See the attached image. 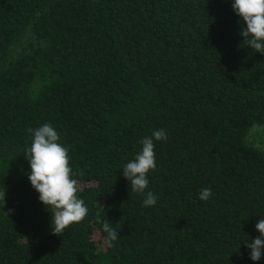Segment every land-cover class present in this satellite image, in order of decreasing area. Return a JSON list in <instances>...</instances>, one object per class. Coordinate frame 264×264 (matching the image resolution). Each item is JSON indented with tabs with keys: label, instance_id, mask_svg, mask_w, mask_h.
Returning <instances> with one entry per match:
<instances>
[{
	"label": "trees",
	"instance_id": "trees-1",
	"mask_svg": "<svg viewBox=\"0 0 264 264\" xmlns=\"http://www.w3.org/2000/svg\"><path fill=\"white\" fill-rule=\"evenodd\" d=\"M231 3L0 0V264H264L243 244L264 216V54ZM44 123L88 209L58 235L25 156ZM161 128L145 207L122 168Z\"/></svg>",
	"mask_w": 264,
	"mask_h": 264
},
{
	"label": "clouds",
	"instance_id": "clouds-1",
	"mask_svg": "<svg viewBox=\"0 0 264 264\" xmlns=\"http://www.w3.org/2000/svg\"><path fill=\"white\" fill-rule=\"evenodd\" d=\"M231 7L242 23L241 35L247 39L248 47L264 54V0H232ZM250 37V39H249ZM31 144L25 154L29 161L28 179L39 200L51 212V231L63 232L69 225L81 221L88 212L82 198L77 196L78 186L69 165L68 149L60 143L58 131L50 123H44L35 129H29ZM164 129L153 130L140 144V151L128 160L122 168L123 176L128 180L130 191L142 194V205L154 207L157 195L146 189L149 186L148 173L156 167L155 142L166 140ZM5 197V192L3 193ZM212 196L210 187L200 189L198 198L207 201ZM255 224L259 235L243 242L249 249V258L259 261L264 257V216ZM104 231L109 242L118 238L114 228L105 224Z\"/></svg>",
	"mask_w": 264,
	"mask_h": 264
},
{
	"label": "rangeland",
	"instance_id": "rangeland-1",
	"mask_svg": "<svg viewBox=\"0 0 264 264\" xmlns=\"http://www.w3.org/2000/svg\"><path fill=\"white\" fill-rule=\"evenodd\" d=\"M28 40H30L29 36L22 40L21 43H19L17 46L13 48V52L17 53L20 50H22L25 46L28 44ZM251 139L254 141L257 145L264 146V130L261 128H257L254 130L251 134ZM264 148V147H263Z\"/></svg>",
	"mask_w": 264,
	"mask_h": 264
}]
</instances>
